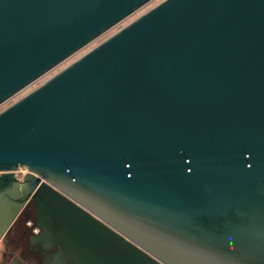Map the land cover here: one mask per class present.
Masks as SVG:
<instances>
[{"label":"water","instance_id":"1","mask_svg":"<svg viewBox=\"0 0 264 264\" xmlns=\"http://www.w3.org/2000/svg\"><path fill=\"white\" fill-rule=\"evenodd\" d=\"M153 1L0 0V108ZM32 200L80 264H264V0H162L1 111L0 241Z\"/></svg>","mask_w":264,"mask_h":264},{"label":"flooded vegetation","instance_id":"2","mask_svg":"<svg viewBox=\"0 0 264 264\" xmlns=\"http://www.w3.org/2000/svg\"><path fill=\"white\" fill-rule=\"evenodd\" d=\"M39 214L37 203L30 201L2 238L7 248L3 255L11 258L9 264H80L61 253V244L40 240L44 230L38 224Z\"/></svg>","mask_w":264,"mask_h":264},{"label":"rangeland","instance_id":"3","mask_svg":"<svg viewBox=\"0 0 264 264\" xmlns=\"http://www.w3.org/2000/svg\"><path fill=\"white\" fill-rule=\"evenodd\" d=\"M161 1L162 0H155V1H153L151 4H149L148 6H146L141 11H139L138 13H136L133 16L129 17L128 19H126L124 22H122L121 24H119L118 26H116L114 29H112L111 31H109L107 34H105L104 36L100 37L98 40H96L95 42H93L92 44H90L89 46H87L85 49H83L82 51H80L78 54L74 55L72 58H70L69 60H67L63 64H61L59 67H57L56 69H54L52 72H50L49 74H47L46 76H44L43 78H41L40 80H38L37 82H35L29 88H27L26 90H24L23 92H21L19 95H17L16 97H14L11 101L7 102L2 108H0V112L3 111L4 109L8 108L10 105H12L13 103H15L19 99L23 98L25 95H27L31 91H33L36 88H38L40 85H42L44 82H46L49 78H51L52 76H54L55 74H57L58 72H60L62 69H64L66 66L70 65L76 59L80 58L82 55H84L85 53H87L93 47H95L98 44H100L101 42H103L109 36H111L112 34H114L115 32H117L118 30H120L122 27L126 26L127 24H129L133 20H135L141 14H143L146 11H148L150 8H152L153 6H155L156 4H158ZM24 174H25V170H22L19 173V176H22ZM2 248H3V245H2V242H0V257H1V250H2Z\"/></svg>","mask_w":264,"mask_h":264},{"label":"crops","instance_id":"4","mask_svg":"<svg viewBox=\"0 0 264 264\" xmlns=\"http://www.w3.org/2000/svg\"><path fill=\"white\" fill-rule=\"evenodd\" d=\"M0 242H1V241H0ZM2 245H3V248H2V250H1L0 264H7V262H8V264H9V261L11 260V258H9V257H5V256L3 255V252L6 251L7 248L4 246L3 242H2ZM6 260H8V261L6 262Z\"/></svg>","mask_w":264,"mask_h":264},{"label":"built area","instance_id":"5","mask_svg":"<svg viewBox=\"0 0 264 264\" xmlns=\"http://www.w3.org/2000/svg\"><path fill=\"white\" fill-rule=\"evenodd\" d=\"M2 107H3V106H2ZM2 107H1V108H2Z\"/></svg>","mask_w":264,"mask_h":264}]
</instances>
